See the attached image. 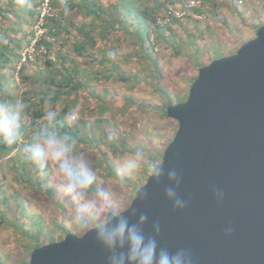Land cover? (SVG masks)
<instances>
[{
  "label": "rangeland",
  "instance_id": "rangeland-1",
  "mask_svg": "<svg viewBox=\"0 0 264 264\" xmlns=\"http://www.w3.org/2000/svg\"><path fill=\"white\" fill-rule=\"evenodd\" d=\"M40 1L0 0V9L6 11L0 14V29L4 31L0 40L10 47L22 45L15 48L22 57L16 69L25 59H30L26 74L37 71L42 80L54 77L59 82L60 76L55 71L63 65L71 69L77 63L81 71L74 79L86 78V81L78 92L68 93L65 84L58 87L50 81L23 80L19 74L12 77L7 71L10 81L6 87L15 98L33 104L45 93L59 95L57 100L46 102L44 114L56 113V124H65L67 133L73 137L72 133L76 132L80 138L73 137L78 153L96 174L95 185L87 198H95L98 191L107 193L112 207L106 208V213L113 208L122 212L130 206L148 176L141 174L135 181L122 183L115 175L114 160L142 147L150 157L162 161L178 129L177 122L159 110L167 102L159 87L166 86L170 95L176 96L179 102L172 105L185 102L201 67L234 55L256 37L257 30L264 25V0H144L141 5L153 11L161 27L160 31L147 27L150 36L145 46L134 33L130 34L135 30V21L128 20L126 30L119 36L112 33L121 29L109 17L115 0H91L104 10L98 19L89 15L85 7L75 8L66 3L68 31L47 36L50 49L35 45L47 32L43 28V16L63 7H53L49 0H44L41 8L32 13L31 9ZM156 1L164 4L162 10H154ZM105 18L113 27L103 24ZM15 29L19 31L14 32ZM85 32L90 33L94 43L87 42ZM75 42L86 43L81 55L74 49ZM109 58L115 63L116 71L112 70ZM59 59H64V64ZM46 60L53 65H48ZM120 75L128 81H122ZM67 107L69 112L64 113ZM69 113L74 116L71 124L65 120ZM38 123L34 130L26 128L30 136L47 122L43 118ZM22 148L23 143L11 153L0 154V264H29L36 243L31 236L39 229L46 234L43 245L51 243V233L59 241L68 233L84 234L68 227V218L76 204L63 195L51 166L39 171L32 165L24 170L15 166L17 160L23 159ZM114 148L118 151L114 152Z\"/></svg>",
  "mask_w": 264,
  "mask_h": 264
},
{
  "label": "water",
  "instance_id": "water-1",
  "mask_svg": "<svg viewBox=\"0 0 264 264\" xmlns=\"http://www.w3.org/2000/svg\"><path fill=\"white\" fill-rule=\"evenodd\" d=\"M166 113L178 129L162 157L165 179L148 177L122 212L129 219L147 214V233L158 222L159 245L187 250L193 264H264V25L234 55L201 67L187 100ZM170 168L181 176L183 211L164 194ZM29 264L107 260L95 233H68L36 248Z\"/></svg>",
  "mask_w": 264,
  "mask_h": 264
},
{
  "label": "clouds",
  "instance_id": "clouds-1",
  "mask_svg": "<svg viewBox=\"0 0 264 264\" xmlns=\"http://www.w3.org/2000/svg\"><path fill=\"white\" fill-rule=\"evenodd\" d=\"M62 7L69 11L66 3ZM110 56L114 55L109 53ZM27 104L22 99L0 101V138L9 145L23 143L22 158L40 168L51 166L63 195L75 202L67 224L75 233H95L97 245L106 253L107 264H193L187 250L170 251L158 243L161 228L153 222L151 233L145 231L149 223L147 214L141 213L132 219L128 212H118L112 207L107 193L96 192L95 198H87L96 182V174L89 162L79 155L73 137L57 127L56 113L47 112L46 124L33 132L25 141L24 125L27 119ZM65 120L71 124L74 116L69 113ZM115 175L122 183L135 181L141 174L160 184L165 179L164 163L152 158L142 147L135 152L118 156L114 162ZM168 186L165 197L176 211H183L187 202L178 194L181 176L175 168L167 170ZM145 188H141V191ZM222 201L221 191L214 193ZM147 199V195L143 197ZM131 209H129L130 211ZM231 234V229H228Z\"/></svg>",
  "mask_w": 264,
  "mask_h": 264
},
{
  "label": "trees",
  "instance_id": "trees-1",
  "mask_svg": "<svg viewBox=\"0 0 264 264\" xmlns=\"http://www.w3.org/2000/svg\"><path fill=\"white\" fill-rule=\"evenodd\" d=\"M6 1V0H3ZM12 1V0H9ZM51 3V6L56 7V6H62V4L58 3L59 0H49ZM144 0H115V4H114V9L112 10V13L109 15L110 19L112 20V22H116L117 24L120 25L121 29L120 30H115V32H112L114 34H116V36H119L121 34V32L126 30V25L128 23V20H132L135 21L133 28L135 29L133 32L134 35L141 41V44L143 46L146 45V42H148L149 40V32L147 27L151 26L154 27L155 29L159 30L161 29L159 23H158V19L155 18L152 15V10L143 7L141 4ZM148 0H146L147 2ZM65 3L69 4V6H73L75 8H81V7H85L87 9V12L89 15H93L94 18H100V14L104 13L103 8L100 5H95L91 0H66L64 1ZM44 4V0L40 1L38 3V5L36 6V8L34 7V9H31V12H35L37 11V9L41 8V6ZM25 5H23L24 7ZM164 7V4L156 1L155 5H154V10L155 9H159L162 10ZM25 8V7H24ZM29 11V10H28ZM6 11H2L0 9V14L5 13ZM52 13V12H51ZM50 12L46 15L43 16V28H47V32H45L38 40V42L35 44L37 48H41L42 46H45L46 48L50 49L51 47V43L48 41L47 36H57L59 34V32H66L68 31V23H65V21L68 20V15L67 13H65L64 9H60L58 10L56 13H52ZM106 13V12H105ZM41 14V10L38 11L37 15H38V19L39 16ZM2 19L7 20V18L4 15H1ZM113 22V23H114ZM113 23L111 24L110 22H108L107 18H105L103 20V24H107V26H112L113 27ZM6 24H10V22L7 20ZM263 26V25H261ZM260 26V27H261ZM86 28V27H85ZM102 28V27H99ZM113 29V28H112ZM111 29V30H112ZM8 30H12L10 28H8ZM19 31V29H15V31ZM114 31V29L112 30ZM3 30L0 29V37L3 36ZM160 36V35H159ZM84 37L85 39H87V42L90 43H94V41H92L91 35L89 32H85L84 33ZM32 38H35V35H32ZM28 43H30V41H28ZM22 45L21 44H16L13 47H10L9 45H5L1 42L0 40V101L9 99H17L15 98L10 91L7 89L6 85L7 83L10 81L9 77H6V73L5 72H9L12 73V77L15 75V73L19 74L20 77L23 80H29L31 78L36 79V80H40L42 83H47L48 81H50V84L52 85H58V87L62 86L65 84V88L69 89L67 92L68 93H72V92H78L79 89H81V87H83L84 85V80L85 79H81L80 81H77L74 79V76L76 74L79 73V71H81L80 66L75 63L72 65L71 69H65L64 65L62 67H60L59 70H56V74L55 75H59L60 76V81L57 82L56 79L54 77L51 78H45L44 80H42V78L40 77V74H38V72L36 71L35 73L32 74H26L25 70L26 67L30 68V59H25V62L23 64L20 65V68L17 70V63H19L22 59L21 54H18L15 52V48H21ZM86 48V43H79V42H75L74 44V49L75 51L81 55L82 52L85 51ZM111 58V57H110ZM109 58V61L112 63V70L116 71V66L115 63L113 62L112 59ZM61 60V59H59ZM62 61V60H61ZM48 65H53V62L50 60H46ZM101 62H104L103 60H101ZM62 64H64V59L62 61ZM61 64V65H62ZM85 71V69L83 70V72ZM104 74L102 73L101 76H103ZM122 81H128V79H126L125 77L121 76L119 77ZM159 91H161V93L166 96V105H163L159 110L162 112V114L167 117V113H166V109L167 106L172 105L173 102H179L176 99V96H171L168 88L166 86H160ZM59 98V95H50L49 93H45L43 94L40 99L39 102L37 104H33L31 103V101L29 100H23L28 108H27V119L25 121V125H24V133L25 136L24 138L26 140H30L31 136L30 134L27 132L26 128H29L31 130H34V128H36V126L40 123H38L40 120H42L45 117L44 114V106L46 104V102L48 101H55ZM72 107V106H71ZM70 107H67L66 110H64V113H68ZM61 117H63V115L59 116L58 119L60 120ZM43 126V125H42ZM57 127L61 128L63 131H66V127L65 124L62 123H57ZM71 130L76 129L74 128H70ZM37 129H35L36 131ZM73 137L75 139H80L77 135V133L73 132L72 133ZM20 145V144H19ZM19 145H9L7 143H5L3 141L2 138H0V154L2 153H11L13 152ZM114 152H117L118 150L116 148L113 149ZM17 164L15 166H18L21 169H25L27 165H32L33 167L36 168L35 171H39L40 167L37 165H34L28 161H25L24 159H20L17 160ZM26 175V173H24ZM68 232V231H67ZM50 235V234H49ZM46 236V234L41 230H37L36 233L34 235L31 236V238L33 240H35V246L32 248V252L36 249L39 248L41 246H43L42 243V238ZM55 241H59L58 238L53 235L51 233L50 235V242H55Z\"/></svg>",
  "mask_w": 264,
  "mask_h": 264
}]
</instances>
